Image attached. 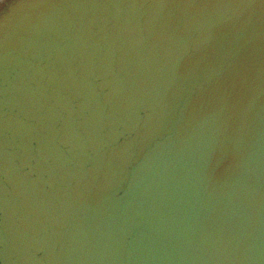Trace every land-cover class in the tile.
I'll use <instances>...</instances> for the list:
<instances>
[{
    "label": "water",
    "instance_id": "water-1",
    "mask_svg": "<svg viewBox=\"0 0 264 264\" xmlns=\"http://www.w3.org/2000/svg\"><path fill=\"white\" fill-rule=\"evenodd\" d=\"M245 3L256 72L222 133L191 65L181 84L143 39L165 10L0 0L8 264H264V3Z\"/></svg>",
    "mask_w": 264,
    "mask_h": 264
},
{
    "label": "snow or ice",
    "instance_id": "snow-or-ice-1",
    "mask_svg": "<svg viewBox=\"0 0 264 264\" xmlns=\"http://www.w3.org/2000/svg\"><path fill=\"white\" fill-rule=\"evenodd\" d=\"M37 9L90 10L107 13L113 9L165 10L160 17L146 21L142 29L144 41L150 48L159 45V51L173 57L182 67L175 78L185 83V69L191 65L204 105H214L223 133L236 113L238 102L247 97L253 87L255 63L252 48L251 20L242 18L245 0H31ZM264 3V0H261ZM217 9H239L237 15L224 17ZM90 25H94L90 21ZM261 48L258 73L264 84V29H261ZM9 42L0 38V57L5 59L3 81L7 83ZM179 51V56L175 53ZM186 103L194 89H183ZM6 97V91L3 93ZM105 104L111 103L109 100ZM7 104L0 103V193L4 197V238L0 240V264H8L6 229L7 177ZM225 140L226 138L221 135ZM115 158L121 153L113 149Z\"/></svg>",
    "mask_w": 264,
    "mask_h": 264
},
{
    "label": "clouds",
    "instance_id": "clouds-1",
    "mask_svg": "<svg viewBox=\"0 0 264 264\" xmlns=\"http://www.w3.org/2000/svg\"><path fill=\"white\" fill-rule=\"evenodd\" d=\"M221 10H224V9H217L216 12L220 14ZM232 15H237L239 13V9H232Z\"/></svg>",
    "mask_w": 264,
    "mask_h": 264
}]
</instances>
